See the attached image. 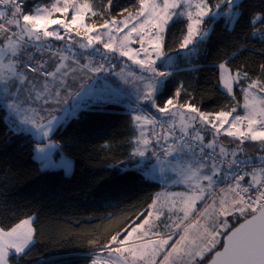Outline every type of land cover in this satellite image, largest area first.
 Wrapping results in <instances>:
<instances>
[{
	"label": "snow or ice",
	"instance_id": "1",
	"mask_svg": "<svg viewBox=\"0 0 264 264\" xmlns=\"http://www.w3.org/2000/svg\"><path fill=\"white\" fill-rule=\"evenodd\" d=\"M26 3L0 0V106L17 118L10 121L13 134L28 131L21 125H30L33 135L41 137L34 149L41 169L59 167L68 175L72 168L63 157L54 160L51 150L55 144L43 140H51L50 133L62 126L60 117L51 113L71 115L74 108L48 106L60 105L64 93L72 95L70 80L83 81L76 92L80 96L89 78L111 71L113 59L127 57L141 70L139 76L125 74L123 68L117 74L125 83L130 82L129 77L139 81L136 107H130L139 134L130 142V156L145 157L150 152L161 176L174 173L173 182L186 189L163 198L158 194L144 219L130 225V230H122L126 231L122 239L121 233L112 235L104 245L108 254L104 264H205L206 260L208 264H264V95H258L264 93V80H253L240 69L233 74L225 63L219 65L220 84L229 95L235 83L250 81L242 88L243 116L235 115V108L202 112L192 103L179 104L171 97L163 107L157 104L166 78L173 74L159 71L157 66L158 60L165 67L173 66L174 58L164 51L169 27L185 18L179 48L195 52L219 18L229 31L234 28L242 15L241 0H215L214 4L209 0H138L134 13L124 9L128 12L124 19L105 18L100 25L87 23L91 17L104 15L93 8L91 0H51L30 13L24 10ZM112 7L113 0H108L107 8ZM262 22L264 12L253 16L249 27L253 29L251 38L264 43V28H255ZM134 40L138 49L130 47ZM53 41L64 43L56 47ZM260 70L264 73V64ZM180 92L176 90L177 98ZM120 102L119 89L95 100L97 105ZM41 107L48 117L40 115ZM149 107L161 118L147 111ZM209 134L210 140L206 139ZM221 134L231 138V143L222 142ZM245 142L258 143L259 150L245 151ZM198 202L205 206L199 208ZM165 215L168 222L161 231ZM229 218L235 219L236 227L229 229ZM34 219L30 216L10 229L0 228V264H10V257L13 264H20L32 245ZM92 264L100 262L93 259Z\"/></svg>",
	"mask_w": 264,
	"mask_h": 264
},
{
	"label": "trees",
	"instance_id": "2",
	"mask_svg": "<svg viewBox=\"0 0 264 264\" xmlns=\"http://www.w3.org/2000/svg\"><path fill=\"white\" fill-rule=\"evenodd\" d=\"M50 3L51 0H27L24 10L30 13L35 5ZM91 3L104 13L92 17L96 23L107 16H121L126 13L124 9L137 10L139 6L138 0H113L111 9L107 8L108 0ZM209 3L214 4L215 0ZM241 11L231 31L225 20L219 18L195 55L179 58L157 97L160 107L171 97L179 104L192 103L206 113L232 108L233 98L220 84L221 63L232 72L240 69L247 71L253 80H264L260 70L264 64L261 54L264 43L251 38L253 29L249 27L250 19L264 12V0H241ZM180 20L168 29L165 42L168 53L178 50L186 31V21ZM255 28H264V22L257 23ZM53 43L59 47L64 42ZM238 49L239 53L232 58ZM177 89H181L178 98ZM236 93L240 99L241 89L236 88ZM151 109L147 110L156 114ZM5 115V108L0 106V228L7 230L22 219L35 218L34 240L20 264H92L95 254L107 251L104 245L112 235L121 233L122 239L126 234L122 230L147 215L148 206L162 185L147 179L141 163L130 156L135 130L132 114L124 105L104 103L83 107L55 129L51 138L74 161L73 173L68 175L63 169H41L34 159L38 142L31 134H13ZM248 147L258 150L256 144ZM10 264H13L11 257Z\"/></svg>",
	"mask_w": 264,
	"mask_h": 264
},
{
	"label": "rangeland",
	"instance_id": "3",
	"mask_svg": "<svg viewBox=\"0 0 264 264\" xmlns=\"http://www.w3.org/2000/svg\"><path fill=\"white\" fill-rule=\"evenodd\" d=\"M39 6H42V5H35L34 9L39 7ZM135 11L136 10H132V11H128V12H133L134 13ZM128 12L124 13L121 16H107V17H104L100 23H96L95 21L91 20L92 19V17H91L90 19L87 20V23L100 25V24H103L105 18L110 19L111 17H116L118 20H122V19H124L127 16ZM57 15H59V14H57ZM53 18H56V17H53ZM179 19H183V20L186 21L185 18H179ZM186 24H187V21H186ZM208 27H209V25H205L204 24V28L205 29H207ZM113 34L115 35V32ZM100 47L103 50L102 45ZM130 47L138 49L140 47V45H139V43H136L135 40H134L130 44ZM164 51H165L167 56H170V57L174 58L173 59V66L172 67H165L161 63V61H159V60L157 61V66H158V70L159 71H169V72L173 71L175 69V67L178 65L179 58L183 57V58L189 59L190 57L195 55V53L197 52V50L195 52H190L189 50L178 48L177 51H174L172 53H168L165 50V46H164ZM112 61L116 64V67H114L109 72H103V73L95 74V79L89 78L88 81H87V84L85 86V90L81 93L80 96H76V92L79 89V84L81 82H83V81L82 80H77L75 83H73L70 80L69 83L72 85V95L69 96L66 93H64L61 96V104L60 105H49L48 106L49 108L57 107L58 109L59 108L68 109L69 106H72L74 108V111L72 112L71 115H69L67 112H60V111L51 113L52 115H57V116L60 117L62 125L65 124L72 117H75L78 114V112H79V110L81 108L89 106V105L96 104L95 100H96L97 97H99L101 95H107L109 92H111L113 90H117V89L120 90V101H121L120 103H117V104L124 105L126 108H128L129 111H130V107L131 108H135L136 107L134 105L135 104V100H136L135 85L138 84L139 81H133L132 78L129 77L130 82L129 83H125L124 80L121 79L120 75H117V74L121 73V69L123 68L125 74H127L129 72H132V73H135L136 76H139V75H141V70H140L139 65L133 64V62L131 60H129L127 57H118L117 59H113ZM83 62L84 61L81 60V63H83ZM97 62H99L98 58H97ZM227 68L229 69L228 66H227ZM220 72H221V70L219 68V73ZM230 72L233 73V74L235 73V72H232L231 70H230ZM145 75H147V74L145 73ZM243 81L246 82L245 85H244ZM249 82L250 81L242 80L241 82L234 84V86H233V94L230 95L233 98L234 105L229 110H224V111H230L233 108H235L236 109L235 115H241V116L244 115L245 110H244L243 105L245 103V99H244V93L242 91V88L246 87ZM221 88H222V90H224L227 93V91L223 88L222 85H221ZM236 88L237 89H241V98L240 99L238 97V94L236 93ZM258 95H264V93H258ZM65 99L67 100V104L64 103ZM130 100H131V104H130ZM33 107H36V105H33ZM40 115L48 117L49 113L43 111V109L41 107ZM65 115H68V117H69L66 120L64 119ZM5 118H6V121L8 122V124L10 126H11L10 121L13 120V119H17L13 114H11L9 112H7V117L5 115ZM178 119H179V117H178ZM21 127L28 129V131L23 132V133L31 134V137L33 139H35L37 142H39L41 140V137L39 135H33L35 130L32 129L30 125H21ZM133 127H134V130H135V135H134V137H135L139 133H138V130H137V133H136V129L137 128L135 129L134 123H133ZM56 128H54V130L50 133V137L52 136V134H53V132L55 131ZM211 138H212L211 134H209L206 139L210 140ZM220 139L225 144H230L231 143V138L226 137L224 134H221ZM43 143L44 144L54 143L55 147L51 150V155H52L53 159L56 160L57 162H59L61 160V158L63 157L65 159H67L68 161H70L72 163V168H71L70 174L73 173L74 161L70 157H68L61 150L60 145L57 143V141H55L54 139L51 138V140H47V139L43 140ZM250 144H256L257 145V149L259 150L258 143H256V142H245V151H248V152H253L254 151V150L248 149L249 148L248 146ZM36 146H37V143H36ZM36 155L37 154L34 152V156H36ZM136 158L138 159V161L140 163H143L142 166H143V174H144V176L147 179L152 180V181H156V182H158V183H160L162 185L161 189L158 191V194L160 195L161 198H163L164 195L167 194V193H182V192L186 191L185 186L183 184H178V183H174L173 182L176 179L174 173L169 172L166 176H161L160 167L157 164L156 158L153 157L150 152L145 157H136ZM36 160L39 162L38 159H36ZM50 169H62V168L57 167V168H50ZM43 170H45V169H43ZM158 194H156V197H157ZM181 215H182V213H181ZM167 222H168V220H167ZM234 224L235 223H233V225ZM160 226H161V222H160ZM32 227H33V225H32ZM159 230L163 231V227H160ZM176 238H178V237H176ZM33 240H34V238H33ZM32 243H33V241H32ZM220 246L221 245H219V247ZM93 259L98 260L100 262V264H104V261L106 259H108L107 251L99 252L97 255L95 254L93 256L92 260Z\"/></svg>",
	"mask_w": 264,
	"mask_h": 264
},
{
	"label": "crops",
	"instance_id": "4",
	"mask_svg": "<svg viewBox=\"0 0 264 264\" xmlns=\"http://www.w3.org/2000/svg\"><path fill=\"white\" fill-rule=\"evenodd\" d=\"M87 104V103H86ZM151 110H154V112H156V114H160V113H158L157 112V110L155 109V108H152ZM6 117H7V111H6ZM178 118V117H177ZM135 129H136V127H135ZM136 133H137V129H136ZM147 134L149 135V136H151V126H148V132H147ZM155 143V142H154ZM163 158V157H162ZM143 165V163H141L140 164V166H142ZM156 194H158V192L156 193ZM156 194H155V196H154V198H156ZM152 204V203H151ZM205 205L203 204V203H198V207L199 208H203ZM222 219H224V218H222ZM167 220H168V218H167V216L165 215L164 217H162L161 218V226L160 227H163V225H164V223H167ZM233 223H236V221H235V219H232V218H229V229L230 228H232L233 227ZM219 247V246H218ZM218 247H217V249H218ZM105 252V251H104Z\"/></svg>",
	"mask_w": 264,
	"mask_h": 264
},
{
	"label": "built area",
	"instance_id": "5",
	"mask_svg": "<svg viewBox=\"0 0 264 264\" xmlns=\"http://www.w3.org/2000/svg\"><path fill=\"white\" fill-rule=\"evenodd\" d=\"M111 63L114 65V67H115V63L113 62V61H111ZM147 111H149V112H151L153 115H155L158 119H160L161 118V114H154L152 111H150V110H147ZM171 117H168V119H170ZM177 120H178V118H176ZM167 125H165V127H166ZM156 132L157 133H159L160 132V126H159V124L156 126ZM169 142H171V140H169ZM161 143H163V141H161Z\"/></svg>",
	"mask_w": 264,
	"mask_h": 264
},
{
	"label": "water",
	"instance_id": "6",
	"mask_svg": "<svg viewBox=\"0 0 264 264\" xmlns=\"http://www.w3.org/2000/svg\"><path fill=\"white\" fill-rule=\"evenodd\" d=\"M241 222H243V221H241ZM236 226H237V224H236L234 227H236ZM221 247H222V245H221ZM221 247H220V248H221ZM220 248H218L217 250H220ZM209 259H211V257H210ZM205 264H208V262L206 261Z\"/></svg>",
	"mask_w": 264,
	"mask_h": 264
}]
</instances>
